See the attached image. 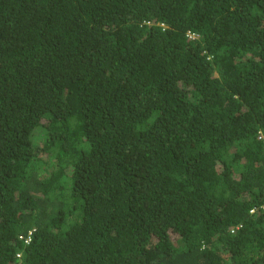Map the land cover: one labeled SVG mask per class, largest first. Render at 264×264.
<instances>
[{
    "label": "trees",
    "instance_id": "obj_1",
    "mask_svg": "<svg viewBox=\"0 0 264 264\" xmlns=\"http://www.w3.org/2000/svg\"><path fill=\"white\" fill-rule=\"evenodd\" d=\"M0 264H264V0H0Z\"/></svg>",
    "mask_w": 264,
    "mask_h": 264
},
{
    "label": "built area",
    "instance_id": "obj_2",
    "mask_svg": "<svg viewBox=\"0 0 264 264\" xmlns=\"http://www.w3.org/2000/svg\"><path fill=\"white\" fill-rule=\"evenodd\" d=\"M19 238H24V240L27 242V241H29V239H30V232H28V235L27 236H22V235H20L19 236Z\"/></svg>",
    "mask_w": 264,
    "mask_h": 264
},
{
    "label": "clouds",
    "instance_id": "obj_3",
    "mask_svg": "<svg viewBox=\"0 0 264 264\" xmlns=\"http://www.w3.org/2000/svg\"><path fill=\"white\" fill-rule=\"evenodd\" d=\"M29 232H30V235H31V230H29ZM233 232H234V230L231 228V229H230V233H233ZM27 235H28V233H27ZM27 235H26V236H27ZM19 236H20V235H19ZM22 236H23V235H22ZM19 256H20V254L18 253V255H16V257L18 258Z\"/></svg>",
    "mask_w": 264,
    "mask_h": 264
}]
</instances>
